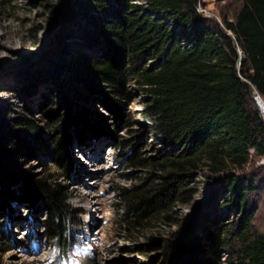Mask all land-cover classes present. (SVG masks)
<instances>
[{"label": "trees", "instance_id": "trees-1", "mask_svg": "<svg viewBox=\"0 0 264 264\" xmlns=\"http://www.w3.org/2000/svg\"><path fill=\"white\" fill-rule=\"evenodd\" d=\"M131 1L60 0L50 14L60 15L61 30L43 64L26 77L50 76L65 95L69 81L79 79L110 104L123 96L126 79L134 78L146 95L143 116L167 147L149 159L140 156V145L127 154L132 166L156 172L122 191L124 224L145 227L165 217L185 191V179L204 166L213 176L214 192L199 203L210 204L220 193L217 209H227L234 219L225 228L220 215L187 216L164 241L160 264H219L225 247L241 264H264V230H251L254 206L246 199L255 187L231 172L246 163L249 150L264 155V124L243 81L264 101V0H240L232 20L220 15L219 21L197 12L196 0ZM68 38L76 50L65 43ZM91 47L99 52L92 56L80 50ZM74 93L81 98L78 90ZM73 113L42 112L56 121L50 129L52 157L64 172L71 157L67 126L83 121ZM1 125L0 118V212L11 216L13 200L41 206V224L64 252L72 215L63 191L20 167L38 127L21 114L10 120L15 131H3ZM11 184H17L19 197Z\"/></svg>", "mask_w": 264, "mask_h": 264}, {"label": "rangeland", "instance_id": "rangeland-1", "mask_svg": "<svg viewBox=\"0 0 264 264\" xmlns=\"http://www.w3.org/2000/svg\"><path fill=\"white\" fill-rule=\"evenodd\" d=\"M59 1L0 0V118L3 131H15L10 120L20 114L38 127L21 154L20 167L63 191L72 215L68 246L63 252L60 244L48 237L41 224L45 215L41 206L13 200L9 204L13 208L11 216L0 212V264H160L164 241L187 216L200 212L220 215L228 228L226 223L234 215L227 209H217L222 201L220 193L210 204L199 203L214 192L213 176L204 166L190 180L185 179V191L165 217L158 216L145 227L124 224L122 191L146 182L149 172H156L151 166H132L127 154L140 145V156L149 159L167 146L143 116L146 95L132 77L126 79L123 96L114 97L112 104L79 79L69 81L65 95L50 76L26 77L43 64L61 30L60 15L50 14L57 11ZM239 6L240 0H196L195 8L203 16L219 21L220 15L232 20ZM73 40L65 42L71 51L78 48ZM80 50L92 56L99 52L97 47ZM151 63L148 61L146 66ZM74 89L81 98H76ZM49 108H57L59 114L74 112L83 119L82 123L70 122L67 126L71 149L67 172L53 162L50 129L56 121L42 114ZM231 172L250 179L255 187L246 199L254 206L251 230L262 232L264 165L257 156L249 155L241 168ZM10 190L19 197L17 184H11ZM152 238L158 243H151ZM219 264L241 263L225 247L219 252Z\"/></svg>", "mask_w": 264, "mask_h": 264}, {"label": "built area", "instance_id": "built-area-1", "mask_svg": "<svg viewBox=\"0 0 264 264\" xmlns=\"http://www.w3.org/2000/svg\"><path fill=\"white\" fill-rule=\"evenodd\" d=\"M256 104V103H255ZM257 105V104H256ZM257 110H258V114L260 116L261 121L264 124V104L261 105H257ZM252 150H249V155H252ZM258 157V161L260 162L261 165H264V155L261 156H257Z\"/></svg>", "mask_w": 264, "mask_h": 264}, {"label": "water", "instance_id": "water-1", "mask_svg": "<svg viewBox=\"0 0 264 264\" xmlns=\"http://www.w3.org/2000/svg\"><path fill=\"white\" fill-rule=\"evenodd\" d=\"M237 52H238V60H239L242 57V54L239 50H237ZM238 62L239 61H237V63ZM243 81L248 85L252 99L254 100L255 97H259V95L252 89L251 85L247 81H245V80H243Z\"/></svg>", "mask_w": 264, "mask_h": 264}, {"label": "bare ground", "instance_id": "bare-ground-1", "mask_svg": "<svg viewBox=\"0 0 264 264\" xmlns=\"http://www.w3.org/2000/svg\"><path fill=\"white\" fill-rule=\"evenodd\" d=\"M254 102H255L257 105L264 104V101L261 99V97H255V98H254Z\"/></svg>", "mask_w": 264, "mask_h": 264}]
</instances>
